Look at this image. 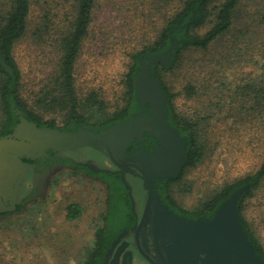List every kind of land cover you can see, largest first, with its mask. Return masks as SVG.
<instances>
[{"label":"rangeland","instance_id":"obj_1","mask_svg":"<svg viewBox=\"0 0 264 264\" xmlns=\"http://www.w3.org/2000/svg\"><path fill=\"white\" fill-rule=\"evenodd\" d=\"M72 0H42L34 5L26 37L14 48L22 73L23 95L33 99L58 64L54 40L74 16ZM180 7L179 0H97L93 22L75 65V87L83 97L95 91L109 110L121 104L122 83L130 55L152 40L165 17ZM239 19L230 32L207 51L185 52L179 65L165 72L164 80L175 95L177 111L203 120L206 152L203 162L188 169L171 187L173 198L193 209L205 202L226 183L257 170L264 159V122L247 118L236 122L219 99L236 87L259 80L264 75V0H240ZM52 24L45 31L44 17ZM41 28V36L34 32ZM208 26L200 31L204 33ZM196 86L197 96H188L185 87ZM61 124L57 110L44 114ZM104 181L63 174L51 181L31 214L2 217L0 257L14 264H79L95 243L106 209ZM76 204L79 218L68 221L66 208ZM123 210L116 207L112 222H120ZM245 218L264 247V184L244 206ZM102 223V222H101ZM35 232H32L31 226ZM30 227V232L27 228ZM235 264H249L239 256Z\"/></svg>","mask_w":264,"mask_h":264},{"label":"trees","instance_id":"obj_2","mask_svg":"<svg viewBox=\"0 0 264 264\" xmlns=\"http://www.w3.org/2000/svg\"><path fill=\"white\" fill-rule=\"evenodd\" d=\"M41 1L0 0V138L13 132L16 124L19 123L20 116L40 127L48 126L46 123L50 122L44 114H51L55 110L63 114L64 120L73 123L76 127H98L103 130L123 122L139 111L141 106L133 88L135 74L141 65L140 58L172 52L174 55L172 65L165 67L157 63L151 66V73L162 83L168 95V123L186 139V163L177 179H165L158 184L162 191V201L180 216L206 221L212 219L216 210L236 191L246 187L237 204L239 220L264 260V247L256 238L258 236L244 214L245 202L254 197L264 184V159L257 170L219 187L205 202L193 209L180 205L171 194L172 185L180 181L188 169L195 168L203 162L206 145L204 119L186 117L177 111L174 103L175 95L168 88L163 74L178 66L185 52L207 51L214 43L223 39L233 28L235 21L239 19L237 7L240 0H179L180 7L172 15L164 18L163 25L156 36L147 41L141 50L130 55L128 71L122 81L124 92L121 96V104L113 110L107 108L105 101L100 99L95 91H90L83 97L78 96L74 83L75 65L89 34L97 0L71 1L74 16L64 27L60 36L54 40L55 48L59 52L58 64L54 71L55 77L50 78L33 99L24 97L22 73L14 57V48L26 37L32 8ZM44 22L43 28L47 31L52 24L48 15H45ZM207 26V30L201 34L200 31ZM41 32V28H38L34 34L41 36ZM185 92L190 97L198 94L196 86L192 84L185 87ZM222 102L228 109L227 118H235L237 123L255 116L264 122V75L257 81L236 87L227 96L219 99L220 105ZM18 112L20 114H17ZM154 142L155 139L150 138L148 148ZM85 166L73 165V168L97 176ZM98 176L107 187L108 209L104 218L106 224L97 232L93 247L79 264H101L112 237L120 231V228L131 224L134 218L131 212L132 201L120 175L102 171ZM116 207L122 209L123 213L120 222L115 226L112 216ZM35 209L36 205L32 204L28 213L31 214ZM66 213V219L73 221L81 216L82 210L78 205L70 204L66 208ZM1 221L0 216V223ZM262 222L264 224V220ZM31 229L35 232L33 225ZM26 231L30 232V227ZM0 264L14 263L0 257Z\"/></svg>","mask_w":264,"mask_h":264},{"label":"water","instance_id":"obj_3","mask_svg":"<svg viewBox=\"0 0 264 264\" xmlns=\"http://www.w3.org/2000/svg\"><path fill=\"white\" fill-rule=\"evenodd\" d=\"M173 60L172 52L142 56L133 88L140 105L147 106L148 112H137L127 120L97 134L82 129L76 134H68L49 128H38L35 123L20 116L12 134L16 138H0V169L2 166L5 168L2 164L4 157L23 165L24 173L26 165L20 159L24 155L36 158L45 150L57 147L67 146L69 149L92 147L108 156L122 175L128 172L143 181L147 199L138 228L149 223L153 237L173 242L169 248L170 264H191L198 252L209 251V248H205V243L215 244L221 239L224 240L222 254L235 258L241 255L244 259L248 258L249 264H264L256 255L253 244L248 240L239 220L237 204L246 187L236 191L222 203L212 219L206 221H186L172 214L155 194L156 182L177 179L186 163V139L168 123V95L162 83L151 73L152 65L161 63L169 67ZM26 129L29 133L20 139L19 134ZM144 134L156 139L157 144L153 150L146 151L141 148L139 151L129 153L127 150L131 143L135 140L142 142ZM122 181L129 191L134 207L132 186L123 176ZM194 237H200L198 242H202L201 246L196 248L188 246V243L197 240ZM212 250L216 249L213 247Z\"/></svg>","mask_w":264,"mask_h":264},{"label":"flooded vegetation","instance_id":"obj_4","mask_svg":"<svg viewBox=\"0 0 264 264\" xmlns=\"http://www.w3.org/2000/svg\"><path fill=\"white\" fill-rule=\"evenodd\" d=\"M137 112L147 113L148 108L147 106H140V109ZM51 121L53 120H49L50 123H46L48 126H36L38 128H49L68 134H76L80 129L95 134L101 132V129L98 127H76L73 123H70L67 120H63L61 124H57L55 121L53 124ZM14 129L13 132L5 137L16 138V136H12ZM28 133L27 129L23 130L22 133L19 134L20 139H23V135L27 136ZM146 135L148 134H144L142 142H137L136 140L133 141L127 151L133 153L141 150V148L146 151H152L157 144V141L155 139L152 146L148 148L150 138L152 137ZM20 159L22 163L26 165L24 173H22L23 165L13 162L10 158L4 157L2 159V164L5 168L2 166L0 169L1 217L27 213L29 207H31L32 204L36 205V202L42 197L44 190L49 183L52 180L55 181L56 178H59L63 174L71 175L72 173H78L81 174L82 177L101 181L98 174H100L102 170H108L107 172H111L113 175L119 174L121 180L123 176L125 180L130 183L132 186V194L135 199V205L133 207L131 203V212L134 216L133 222L120 228V231L112 237L102 257L101 264H170L169 248L173 242L169 243L160 238L153 237L150 233L151 229L149 223L138 228L147 199V191L143 189V181L139 177L128 172L122 175L117 167L111 163L108 156L101 153V151L88 146L77 147L75 149H69L67 146L57 147L55 149L45 150L43 154L36 158H30L29 155H24ZM73 165H86L85 167H88L97 176H93L86 171L75 170ZM162 182H156L157 188L154 190L156 196L161 200L162 205L166 206L172 214L177 215L186 221H199L187 219L178 215L162 201V191L158 185ZM107 209L106 204L105 213L103 214L102 219L101 214L99 215L100 222L97 232L101 228H104L106 224L104 218L107 214ZM194 238H197V240L195 239L194 242L188 243V246L194 248L201 246L202 242H198V238L200 237ZM248 240L252 243L250 237H248ZM223 241L224 240L221 239L215 244L213 242L205 243V248H209V251L198 252L193 258L191 264H235L237 258L228 257L227 255L222 254V250L224 249V246L222 245ZM213 247L216 249L215 251L212 250ZM253 247L256 255L264 263L263 258L254 245Z\"/></svg>","mask_w":264,"mask_h":264}]
</instances>
